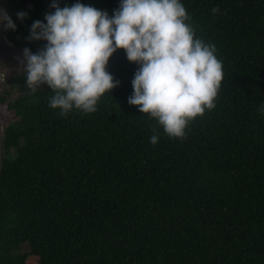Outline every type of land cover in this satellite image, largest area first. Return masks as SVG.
Segmentation results:
<instances>
[{"label":"trees","instance_id":"obj_1","mask_svg":"<svg viewBox=\"0 0 264 264\" xmlns=\"http://www.w3.org/2000/svg\"><path fill=\"white\" fill-rule=\"evenodd\" d=\"M56 2L111 17L121 0ZM180 2L223 65L215 108L184 137L128 103L140 66L121 49L107 66L119 85L93 113L61 115L26 73L18 98L0 94L14 115L0 153V264H264V0ZM52 4L7 0L16 27L4 35L37 54L47 41L31 26Z\"/></svg>","mask_w":264,"mask_h":264},{"label":"clouds","instance_id":"obj_2","mask_svg":"<svg viewBox=\"0 0 264 264\" xmlns=\"http://www.w3.org/2000/svg\"><path fill=\"white\" fill-rule=\"evenodd\" d=\"M4 3L0 0V25L15 30ZM52 7L55 11L46 14V23L35 21L31 26L30 39L47 44L37 54L25 48L24 73L9 79L18 82L26 73L29 89L48 85L54 93L49 106L59 108L61 115L73 108L95 112L100 98L119 85L107 71L118 49L140 66L128 103L154 118L169 137H184L190 121L215 108L223 65L215 47L196 38L180 0H121L111 17L79 2L61 8L53 0ZM218 11L212 9L213 14ZM17 15L23 19L26 14ZM0 78L4 79L1 72ZM260 111L264 113V106ZM6 128H2L1 143ZM150 142L155 145L158 135L153 134Z\"/></svg>","mask_w":264,"mask_h":264},{"label":"flooded vegetation","instance_id":"obj_3","mask_svg":"<svg viewBox=\"0 0 264 264\" xmlns=\"http://www.w3.org/2000/svg\"><path fill=\"white\" fill-rule=\"evenodd\" d=\"M0 10L2 7L0 6ZM24 49H20L13 44H9L5 41L3 34V26L0 25V72L2 73L4 79L0 78V89H6L10 86L8 80L11 75H19L22 70V62L24 60ZM5 80V81H4ZM9 88V87H8ZM13 90L19 91L17 86L13 84ZM20 92V91H19ZM3 136L2 128L0 127V145L1 137ZM0 147V152L2 151ZM1 157V156H0Z\"/></svg>","mask_w":264,"mask_h":264},{"label":"rangeland","instance_id":"obj_4","mask_svg":"<svg viewBox=\"0 0 264 264\" xmlns=\"http://www.w3.org/2000/svg\"><path fill=\"white\" fill-rule=\"evenodd\" d=\"M4 2H5L4 4H6L7 0H4ZM2 8H3V6H2ZM8 11H10V9H8ZM7 14H8V16H10V12H7ZM6 42H7V40H6ZM21 73H24V71H21ZM18 76L19 75H17V77ZM9 82L14 84V85L17 83V82H15L13 80H9ZM10 86H8V87H10ZM8 87L5 90L4 89H0V93L4 94L5 91H9L10 93H12V94H10L9 97H12L14 99L18 98L19 94H20L19 91H15V90H13V88L9 89ZM5 96L7 97L8 95H5ZM6 107H7V105L0 104V123L2 125V128H6L10 124L11 120L14 117L13 111H10ZM0 147H2V146L0 145ZM25 249L27 250V247H25Z\"/></svg>","mask_w":264,"mask_h":264}]
</instances>
